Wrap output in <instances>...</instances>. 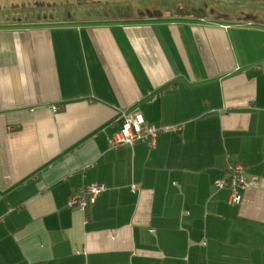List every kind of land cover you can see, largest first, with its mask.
I'll return each instance as SVG.
<instances>
[{"label":"crops","instance_id":"crops-1","mask_svg":"<svg viewBox=\"0 0 264 264\" xmlns=\"http://www.w3.org/2000/svg\"><path fill=\"white\" fill-rule=\"evenodd\" d=\"M90 1L1 10L0 264H264V8ZM134 111L181 129L108 148Z\"/></svg>","mask_w":264,"mask_h":264},{"label":"built area","instance_id":"built-area-1","mask_svg":"<svg viewBox=\"0 0 264 264\" xmlns=\"http://www.w3.org/2000/svg\"><path fill=\"white\" fill-rule=\"evenodd\" d=\"M121 12H118L120 14ZM123 14V13H122ZM120 14V15H122ZM199 20H206L203 15H199ZM250 24V22H248ZM180 125L156 127L145 122L141 113L125 112L122 115L121 125L118 131L108 136L106 139L107 147L118 149L121 147H131L136 143H141L152 147L155 145V138L161 131H178ZM245 169L241 163H231L227 166L225 175L218 177L215 185L219 188L228 190V202L236 204L241 194L239 189L254 184L255 179L244 178ZM132 190L137 188L136 184L131 185ZM103 186L98 182L86 183L75 188L68 195L66 205L78 211H83L88 204H93L97 197L102 193Z\"/></svg>","mask_w":264,"mask_h":264},{"label":"rangeland","instance_id":"rangeland-1","mask_svg":"<svg viewBox=\"0 0 264 264\" xmlns=\"http://www.w3.org/2000/svg\"><path fill=\"white\" fill-rule=\"evenodd\" d=\"M108 1L113 0H100L99 9L104 10L103 15H105L109 9L107 8H117L122 4H125V1L117 2L116 0L110 4ZM176 5H193L194 3H200L201 8H205L211 10V8H219V9H235L237 7H245L248 9L254 8L256 12L261 11L264 8V0H247L240 2H230V1H220V0H169ZM92 3L90 0H0V14L3 13V6L5 10L11 13V11L20 12L21 15H27V13L31 14L34 11L42 12L48 11L52 12L55 9H60L61 11H72L76 8L82 9L84 12H88L91 10ZM102 6V7H101ZM107 6V8H105ZM2 7V8H1ZM75 8V9H73ZM113 9V10H115ZM99 10V11H102ZM197 10V8H194ZM204 12V11H203ZM207 18V17H204Z\"/></svg>","mask_w":264,"mask_h":264},{"label":"water","instance_id":"water-1","mask_svg":"<svg viewBox=\"0 0 264 264\" xmlns=\"http://www.w3.org/2000/svg\"><path fill=\"white\" fill-rule=\"evenodd\" d=\"M220 1L240 2V1H247V0H220Z\"/></svg>","mask_w":264,"mask_h":264},{"label":"flooded vegetation","instance_id":"flooded-vegetation-1","mask_svg":"<svg viewBox=\"0 0 264 264\" xmlns=\"http://www.w3.org/2000/svg\"><path fill=\"white\" fill-rule=\"evenodd\" d=\"M117 12H122V11L117 10Z\"/></svg>","mask_w":264,"mask_h":264}]
</instances>
